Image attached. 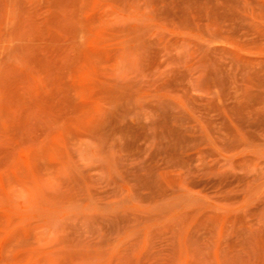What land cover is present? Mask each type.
I'll return each instance as SVG.
<instances>
[{
  "label": "rangeland",
  "instance_id": "1",
  "mask_svg": "<svg viewBox=\"0 0 264 264\" xmlns=\"http://www.w3.org/2000/svg\"><path fill=\"white\" fill-rule=\"evenodd\" d=\"M0 264H264V0H0Z\"/></svg>",
  "mask_w": 264,
  "mask_h": 264
}]
</instances>
